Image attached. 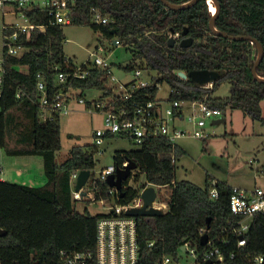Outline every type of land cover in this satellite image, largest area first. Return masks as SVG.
I'll return each instance as SVG.
<instances>
[{
    "label": "trees",
    "instance_id": "16d2710c",
    "mask_svg": "<svg viewBox=\"0 0 264 264\" xmlns=\"http://www.w3.org/2000/svg\"><path fill=\"white\" fill-rule=\"evenodd\" d=\"M183 4L190 0H167ZM220 12L215 26L229 35H249L261 42L264 49V0H218ZM211 2L199 0L184 9H171L161 0H77L72 6L71 24L90 21V10L98 9L110 20L108 25H91L111 42L117 39L127 47L140 66L130 64L126 70L142 68L157 75L152 83L139 89L135 99L155 100L158 85L169 84L168 100L205 99L221 110L227 107L240 109L245 115L264 123L261 101L264 100V81L256 79L252 69L257 61V46L249 40H230L212 33ZM37 21H40L37 19ZM42 22L46 19L42 17ZM188 28L187 37L194 39L189 47L179 42L182 32ZM180 33L177 43L170 47L168 39ZM65 35L62 26L48 25L34 29L29 37H23L25 51L20 56L8 55L3 49L4 75L0 95V146L11 156H41L46 182L41 186L10 182L0 179V264H61L60 252L92 251L95 249L97 220L100 215L78 212L72 197L71 173L74 170L94 169L95 153L92 146H74L62 163L56 161L61 148L60 118L42 121L39 118L38 74H41L49 96L69 85L75 89L99 88L104 96L111 94L101 80L103 71L93 69L92 76L69 85H55L59 70L67 71L64 53ZM195 70L218 71L220 77L212 88H204L191 79H183L178 73ZM257 73L264 78V54ZM225 82L231 85L226 98L214 97V92ZM20 92L21 96L17 97ZM19 111L28 123L20 134L18 147L8 143L13 111ZM185 154L165 138L147 139L135 150L117 152L115 164L133 160L146 176L139 186L124 188L120 204L133 202L142 187L152 184L168 188L169 194L160 201L168 203L163 215L136 217L139 245L138 264H156L165 255L177 256L182 246L190 242L198 250L201 230L225 253L224 264H264L255 258H264V214H256L246 234V245L238 246V237L230 228L239 221L229 208L232 185L217 181L219 196L210 195L209 178L204 187L188 180L176 179V163ZM175 155L176 161L172 156ZM138 183V175H135ZM127 185V182L125 183ZM96 200L107 197L109 186L100 183ZM211 219L209 223L207 220ZM153 246H149L150 242ZM226 241V243H224ZM231 253L234 257L231 258Z\"/></svg>",
    "mask_w": 264,
    "mask_h": 264
},
{
    "label": "built area",
    "instance_id": "2783aa9c",
    "mask_svg": "<svg viewBox=\"0 0 264 264\" xmlns=\"http://www.w3.org/2000/svg\"><path fill=\"white\" fill-rule=\"evenodd\" d=\"M77 0H0V11L2 12V42L5 53L13 56H20L24 51L23 37H29L34 29H43L48 25L62 26L71 24L73 21L72 6ZM11 16L21 19L24 23L8 24L6 17ZM42 17L46 22H42ZM40 20V21H37ZM90 25H108L110 20L98 9L90 10ZM176 39L180 33L174 35ZM119 44V42H118ZM104 50L103 46L98 47ZM93 59H89L82 66H74L67 61L68 70H59L55 78V85H69L77 80H85L92 76L93 69L103 71L101 80L105 81V86L111 94L104 96L105 91L99 88L75 89L71 85L66 90H60L49 96L46 91V83L41 74H38L37 90L40 93L38 105L40 108L39 118L42 121H53L62 115L70 113V106L77 102L88 109L96 111L103 116V125L95 129L92 134V146L95 156L100 153V149L106 140L114 137H125L135 145L140 147L147 139L162 137L168 140L173 147L176 141L183 137H195L205 139L208 136L205 129L208 120L213 123L218 121L222 115V110L211 106L205 99L194 100H161L157 96L155 100L135 99L136 92L152 83L142 78L147 70L136 68L133 70L134 80L129 83L120 82L114 72L113 66L96 53L92 54ZM3 56L0 61V95L4 75ZM158 90H159V84ZM204 88H212L213 83L199 85ZM90 91H95L91 99H88ZM170 88V92H171ZM21 93H17L20 97ZM169 98V97H168ZM220 121V120H219ZM176 161L175 155L172 156ZM129 164L125 160L122 165L113 163L104 167L99 173L90 169V176L86 184L79 192L75 190L81 169L71 173L70 181L72 197L77 201H99L105 208L97 220V233L95 249L92 251H68L60 252L61 264H138L139 245L136 217L128 216L127 211L133 207L143 206L141 194L143 190L152 185L147 184L142 187L138 197L128 204H120V191L116 187L109 186L107 197L96 200L97 193H100V183H107L108 177L116 174L117 169H124ZM132 170L128 180L123 182L124 188L134 186L131 179L135 175ZM127 182V185L125 183ZM108 184V183H107ZM216 183L212 182L210 189L211 198L219 196ZM157 187L155 185H152ZM157 191V190H156ZM91 195V196H90ZM153 206L168 210V203L157 198ZM229 208L231 213L239 218L236 224L230 228V232L238 237V246L246 245V234L249 231L251 220L256 214H264V188L254 186L252 188L232 186ZM206 233L202 229L200 235ZM226 243V241L224 242ZM150 242L149 246H153ZM202 250L188 242L184 247L185 252H190L194 257L193 263L224 264L226 256L224 250L217 246L215 238H210L207 244L202 245ZM179 255V254H178ZM178 255H165L156 264H179ZM234 254L231 253V258ZM264 258L258 256L255 261L262 263Z\"/></svg>",
    "mask_w": 264,
    "mask_h": 264
},
{
    "label": "rangeland",
    "instance_id": "374dc122",
    "mask_svg": "<svg viewBox=\"0 0 264 264\" xmlns=\"http://www.w3.org/2000/svg\"><path fill=\"white\" fill-rule=\"evenodd\" d=\"M2 12L0 11V61L3 55L2 42ZM6 23H24L21 19L7 16ZM65 35L64 53L74 66H82L92 54L96 53L106 59L112 66L116 78L122 83H129L134 80L132 70L125 67L133 64L136 67L142 62L134 59L132 53L122 44H113L99 30L90 24H66L62 25ZM174 36V35H171ZM103 46L104 50L98 47ZM157 75L156 71H146L142 78L150 81ZM231 85L225 82L219 86L213 96L226 98L230 95ZM95 91H90L87 96L91 99ZM96 94V93H95ZM170 94V86L163 83L159 86L157 98L167 100ZM13 121L9 129L8 143L10 147H18L20 134L28 127V121L23 118L17 110L13 111ZM261 116L264 118V100L261 101ZM219 123L208 120L205 129L208 136L205 139L195 137L179 138L176 143L185 154L176 163V179L178 181L188 180L199 186L212 182H226L232 186L252 187L255 182L264 184V123L254 120L250 115H245L240 109L227 107L222 110L218 118ZM103 116L99 112L89 111L77 102L70 106V113L60 117V141L61 148L57 151L56 161L62 164L70 154L74 146H88L92 143V134L95 129L102 127ZM138 146L125 137H114L106 140L95 156L96 173L104 167L115 163L117 152L135 150ZM35 162L31 167L32 180H36L37 186L46 182L43 159L41 156H33ZM27 159L8 155L0 146V177L6 176L8 180H15L17 163L23 164ZM24 171V170H23ZM138 175V183L131 179V184L139 186L146 182V176L139 169L133 172ZM20 182V181H19ZM159 198H165L169 194L168 188L155 187ZM91 196V195H90ZM76 210L91 215L103 213L105 208L99 201H77ZM179 264L194 262L190 252L181 251L178 255Z\"/></svg>",
    "mask_w": 264,
    "mask_h": 264
},
{
    "label": "water",
    "instance_id": "95a60500",
    "mask_svg": "<svg viewBox=\"0 0 264 264\" xmlns=\"http://www.w3.org/2000/svg\"><path fill=\"white\" fill-rule=\"evenodd\" d=\"M167 7L171 8V9H184V8H188L191 7L192 5H194L197 1L199 0H190L187 3H183V4H173L170 3L167 0H161ZM208 1V0H207ZM215 5H216V13H212V18L210 20L209 26L210 29L212 31L213 34L215 35H221L223 37H226L230 40H249L251 41V43L255 44L257 46L258 49V56H257V61L252 69V73L254 75V77L260 81H264V78L259 76L257 73V68L258 65L261 61V59L263 58V54H264V49H263V45L261 44V42L259 40H257L255 37L249 36V35H229L223 31H220L216 28L215 26V22H216V18L220 12V3L218 2V0H212ZM189 32V29L186 27L184 28L183 32L181 33L182 36H184V38L179 42L180 47L182 48H186L189 47L193 44L194 39L192 37H187V34ZM174 30H171V34L174 35ZM112 43L118 44V40L114 39L112 41ZM177 43V39L174 36H170L168 39V45L170 47H173L175 44ZM178 75L183 78V79H191L194 83L198 84V85H207L210 83H213L215 80H217L220 77V73L218 71H210V70H195V71H191L189 73H185V72H179ZM222 120H218L216 121V123L221 122ZM129 164L124 168V169H117L116 174H112L108 177L107 183L109 186L111 187H116L119 191H120V197L124 196V192H123V182L128 180L132 170L137 169V164L133 161V160H128ZM90 176V170L88 169H84L81 170L78 176V180H77V184L75 187V190L77 192H79L81 190V188L86 184L88 178ZM141 197L143 199V206L141 207H133L130 208L127 211V215L128 216H133V217H139V216H143V217H153V216H159V215H163L164 211L162 209L156 208L153 206V203L155 202L156 198H157V191L156 188L152 185L146 187L142 194ZM211 219L209 218L207 220L208 223V229H209V223H210ZM7 234L6 230L0 229V236H5ZM209 241V234L208 232L204 233L201 238H200V242L202 245L207 244ZM182 250H184V247H182ZM206 264H212V261H208Z\"/></svg>",
    "mask_w": 264,
    "mask_h": 264
},
{
    "label": "crops",
    "instance_id": "0c3cea01",
    "mask_svg": "<svg viewBox=\"0 0 264 264\" xmlns=\"http://www.w3.org/2000/svg\"><path fill=\"white\" fill-rule=\"evenodd\" d=\"M15 157H19V156H15ZM23 158L27 159V161L24 162L22 165L21 164L18 165L17 163L16 171L14 172L15 180L10 181L6 176H1L0 179L7 180L10 182L28 184L30 186H37L38 182L36 180H32V174H31V167L33 165V162H35V160L33 159V156H24ZM262 174L264 175V171H262ZM254 186H260L264 188V184L263 185L258 184L257 182H255V184L252 187Z\"/></svg>",
    "mask_w": 264,
    "mask_h": 264
},
{
    "label": "bare ground",
    "instance_id": "6f19581e",
    "mask_svg": "<svg viewBox=\"0 0 264 264\" xmlns=\"http://www.w3.org/2000/svg\"><path fill=\"white\" fill-rule=\"evenodd\" d=\"M211 3L209 4L210 5V9H211V12L214 14L216 13V5L215 3L212 1V0H209Z\"/></svg>",
    "mask_w": 264,
    "mask_h": 264
}]
</instances>
